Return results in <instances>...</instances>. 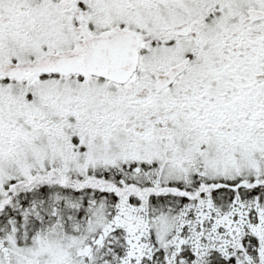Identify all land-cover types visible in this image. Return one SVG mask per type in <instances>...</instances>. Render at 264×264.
Segmentation results:
<instances>
[{"label":"snow or ice","instance_id":"1","mask_svg":"<svg viewBox=\"0 0 264 264\" xmlns=\"http://www.w3.org/2000/svg\"><path fill=\"white\" fill-rule=\"evenodd\" d=\"M0 264H264V0H0Z\"/></svg>","mask_w":264,"mask_h":264}]
</instances>
